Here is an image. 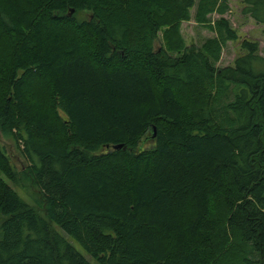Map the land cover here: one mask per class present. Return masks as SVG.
Returning a JSON list of instances; mask_svg holds the SVG:
<instances>
[{
	"label": "trees",
	"instance_id": "16d2710c",
	"mask_svg": "<svg viewBox=\"0 0 264 264\" xmlns=\"http://www.w3.org/2000/svg\"><path fill=\"white\" fill-rule=\"evenodd\" d=\"M216 3L0 0V264H264L259 43L180 34Z\"/></svg>",
	"mask_w": 264,
	"mask_h": 264
},
{
	"label": "rangeland",
	"instance_id": "374dc122",
	"mask_svg": "<svg viewBox=\"0 0 264 264\" xmlns=\"http://www.w3.org/2000/svg\"><path fill=\"white\" fill-rule=\"evenodd\" d=\"M198 0H196L197 2ZM223 8V12L219 9ZM196 7L190 11V18L183 20L180 23V34L187 46L200 48L205 41L217 37L215 32V21L219 18H224L229 22V25L238 35V41L227 42L219 52L218 61L215 63L217 67H226L232 64L234 58L238 55V42L242 39L256 40L259 43V54L264 57V34L262 26L255 24L252 19L242 13L241 0H217L214 11L206 15L207 22L198 23L195 19ZM222 13V14H221ZM164 36L160 34V42ZM165 41V39H164ZM12 159L16 162L21 160V156L17 150L10 145L6 140L2 141ZM17 193L22 197V192L17 190ZM72 245L84 255L92 264H96L86 253L76 244Z\"/></svg>",
	"mask_w": 264,
	"mask_h": 264
},
{
	"label": "water",
	"instance_id": "95a60500",
	"mask_svg": "<svg viewBox=\"0 0 264 264\" xmlns=\"http://www.w3.org/2000/svg\"><path fill=\"white\" fill-rule=\"evenodd\" d=\"M71 12H72V11H71ZM118 148H120V145H119V146H115V147H114V149H118Z\"/></svg>",
	"mask_w": 264,
	"mask_h": 264
}]
</instances>
